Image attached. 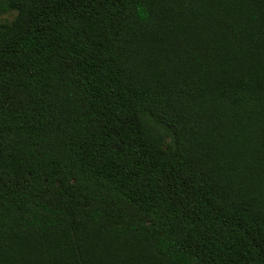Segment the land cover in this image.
I'll return each mask as SVG.
<instances>
[{
	"label": "trees",
	"instance_id": "1",
	"mask_svg": "<svg viewBox=\"0 0 264 264\" xmlns=\"http://www.w3.org/2000/svg\"><path fill=\"white\" fill-rule=\"evenodd\" d=\"M0 264H264V0H0Z\"/></svg>",
	"mask_w": 264,
	"mask_h": 264
},
{
	"label": "rangeland",
	"instance_id": "2",
	"mask_svg": "<svg viewBox=\"0 0 264 264\" xmlns=\"http://www.w3.org/2000/svg\"><path fill=\"white\" fill-rule=\"evenodd\" d=\"M13 18V14L11 13H5V14H0V24L9 21Z\"/></svg>",
	"mask_w": 264,
	"mask_h": 264
}]
</instances>
